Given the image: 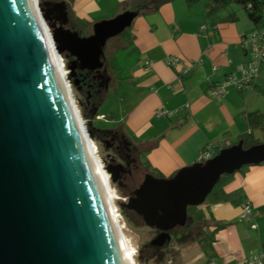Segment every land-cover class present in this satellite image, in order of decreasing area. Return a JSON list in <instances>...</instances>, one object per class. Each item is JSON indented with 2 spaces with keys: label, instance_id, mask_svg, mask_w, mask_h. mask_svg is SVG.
Returning a JSON list of instances; mask_svg holds the SVG:
<instances>
[{
  "label": "water",
  "instance_id": "water-1",
  "mask_svg": "<svg viewBox=\"0 0 264 264\" xmlns=\"http://www.w3.org/2000/svg\"><path fill=\"white\" fill-rule=\"evenodd\" d=\"M36 5L57 53L73 58L67 79L74 86L77 69L100 72L107 40L137 15L125 10L80 36L64 27V1ZM52 13H58L53 22ZM42 34L29 0H0V264H129L78 126L83 119L73 97L78 118L72 111ZM85 140L96 150L88 131ZM261 162L264 144L244 147L240 139L171 177L148 174L123 206L163 230L152 241L160 245L165 231L184 225L188 206L202 204L222 175Z\"/></svg>",
  "mask_w": 264,
  "mask_h": 264
},
{
  "label": "crops",
  "instance_id": "crops-1",
  "mask_svg": "<svg viewBox=\"0 0 264 264\" xmlns=\"http://www.w3.org/2000/svg\"><path fill=\"white\" fill-rule=\"evenodd\" d=\"M60 1L77 24L91 29L125 10L138 11L126 38L111 48L119 63L101 105L109 112L99 107L97 119L121 127L150 169L170 176L198 162L207 145L218 151L245 134L251 140L264 135V72L249 89L229 86L218 97L209 95L212 85L251 58L240 38L255 25L241 5L212 13L211 0ZM170 56L188 70L167 65ZM158 109L175 112L157 116ZM245 201L251 215L240 218ZM201 210L212 233L207 264H244L253 255L259 256L255 264H264V162L222 180Z\"/></svg>",
  "mask_w": 264,
  "mask_h": 264
},
{
  "label": "flooded vegetation",
  "instance_id": "flooded-vegetation-1",
  "mask_svg": "<svg viewBox=\"0 0 264 264\" xmlns=\"http://www.w3.org/2000/svg\"><path fill=\"white\" fill-rule=\"evenodd\" d=\"M59 1L55 0L54 2ZM66 12L68 21L64 27L74 30L70 27L71 15L67 7ZM57 15L58 13L50 15L52 22ZM72 59L69 57L66 60L69 62ZM75 79L79 81L75 88L83 96V98L81 95L79 96L81 108L86 110L88 116L98 113V109L105 99V91L109 90L111 82L105 65L100 69V72L77 69ZM107 79L109 82L106 88L105 81ZM93 134L100 146L104 167H108L112 172L110 181L121 196L119 206L128 224L136 228L148 229L150 232L149 238L141 243L138 258L144 263L173 264L176 256L185 246L197 243L203 238L199 226L201 220L199 221L198 217L197 219L188 216L184 225H175L165 231L168 237L164 236L165 240L162 244H153L152 241L163 233V230L147 226L140 215L134 210L124 207L123 204L135 196V191L148 174L155 178L164 176L150 169L138 145L128 137L121 127L99 128L93 130Z\"/></svg>",
  "mask_w": 264,
  "mask_h": 264
},
{
  "label": "rangeland",
  "instance_id": "rangeland-1",
  "mask_svg": "<svg viewBox=\"0 0 264 264\" xmlns=\"http://www.w3.org/2000/svg\"><path fill=\"white\" fill-rule=\"evenodd\" d=\"M38 1L41 2V1H55V0H38ZM229 5H235V6L239 5L240 6V4H237L236 2H231V3H229ZM70 22H71L70 27L73 28L74 31H77L80 36H87L90 34L91 27L89 25H83V24L79 25L73 20L72 17H71ZM129 27H127L119 35L108 39L106 42V45L104 47V53L102 56V61H104V65L107 68L108 74L111 77V82H110L111 88L113 85L112 81L114 80L115 75H116V68H117V65L119 63V62L117 63L118 60L116 59L118 52L116 51V49H111V48L115 44L116 41L126 38ZM62 60L64 63V68L66 70V82L70 86V89L72 92V97L74 98V101H75V104L79 110V113H80L82 119L84 120L85 129L87 130V128H89L87 126V119H88L87 117H89V116L87 115L86 110L82 109L80 106V104H81L80 98H79V96L81 95L80 92L78 90H76L75 86L72 83L73 82L72 79H70V80L67 79V75L69 73V71L67 70V63L68 62L64 58ZM108 92H109V90L105 91V97L104 98H106L108 96ZM81 97L83 98L82 95H81ZM99 112L108 113L109 111L105 107L100 106ZM91 121L93 122V124L95 125V127L97 129H99V128L104 129V128L113 127L111 124L97 119V116L94 119H92ZM93 142H94V145L96 146V156L99 158L100 161H102L100 146L97 143V140H94ZM253 142H254V144H258V143L264 144V135L255 137ZM171 176H173V175L164 176V177L168 178ZM220 183H221V181L217 183V185L215 186L213 191L218 187V185ZM109 185H110L111 191L113 192V195H114L113 205H114V209L117 211L116 213L118 216L119 225L121 226L122 230L124 231L123 234H124L125 239L128 243L127 244L128 248L133 253L134 264H155V263H144L137 256L138 251H139L140 246H141V243L143 241H145L146 239H148L150 236L149 230L144 229V228H139V227L136 228V227H133V226L128 224L127 219L125 218V216L122 213L120 206H119V201H121V196H120L119 192L116 190V188L112 185L110 179H109ZM211 194H212V192L206 197L205 201L202 204L196 205V206H188V208H187L188 216L193 217V218L194 217L199 218V216L202 214L201 206L204 205L205 203H207ZM198 220L199 221L201 220L199 222V226H200V230H201V236L203 238L200 241H198L197 243H193V244H189V245L185 246L179 252V254L176 256L173 264H207V261L209 260V256L211 254L212 233L209 231L208 225L205 223L203 218H199Z\"/></svg>",
  "mask_w": 264,
  "mask_h": 264
},
{
  "label": "built area",
  "instance_id": "built-area-1",
  "mask_svg": "<svg viewBox=\"0 0 264 264\" xmlns=\"http://www.w3.org/2000/svg\"><path fill=\"white\" fill-rule=\"evenodd\" d=\"M249 6V5H248ZM204 29V26L202 27ZM242 49L250 53L251 58L237 65L236 73H229L220 82L212 85L209 89L211 97H218L227 91L229 86L242 91L251 88L262 72H264V26L255 27L249 34L240 38ZM166 64L172 67H180L181 72L188 70V64L178 56H170L165 60ZM147 64H150L147 62ZM174 111L158 109L155 111L157 116H167ZM217 151L214 145H207L198 155V162H204L215 155ZM251 215V204L245 201L242 205L240 218H246ZM255 225H253L254 227ZM259 260L258 255H253L247 259L244 264H255Z\"/></svg>",
  "mask_w": 264,
  "mask_h": 264
},
{
  "label": "bare ground",
  "instance_id": "bare-ground-1",
  "mask_svg": "<svg viewBox=\"0 0 264 264\" xmlns=\"http://www.w3.org/2000/svg\"><path fill=\"white\" fill-rule=\"evenodd\" d=\"M30 1V6L32 8V11L35 15V18L37 20L38 25L40 26L41 30H42V35L45 39V42L47 44V47L50 51V54L52 56V59L54 61V64L56 66L57 72L59 74V77L61 79L62 85L64 87V90L66 92L67 98L69 100V103L71 105L72 111L74 113H76V107L74 106L75 104L72 101V92L70 89L69 84L66 82V70L64 68V63H63V58L61 55H59L55 49V46L53 44V41L50 38V34L47 30L46 24L43 23L39 13L37 12V8L38 7L36 5V1L38 0H29ZM76 117H77V113H76ZM78 118V117H77ZM78 126L79 129L81 131L82 137L84 139V142L86 144L87 150L89 152V155L91 157L92 163L94 165V168L101 180L105 195L107 197V200L109 202V205L111 207V210L113 212L114 218H115V222L117 225V229L119 232V235L125 245L126 251H127V255H128V260H129V264H134V257H133V253L132 251H130V249L128 248V243L125 239V236L123 234V230L121 228V226L119 225V220H118V216H117V211L114 209V205H113V200H114V195L113 192L111 191L110 185H109V173L105 171L104 167L102 166V162L99 160V158L96 156V150H94V147L90 146V143L87 142L85 140V135H86V129H85V125H84V121L82 120V122L78 119Z\"/></svg>",
  "mask_w": 264,
  "mask_h": 264
},
{
  "label": "trees",
  "instance_id": "trees-1",
  "mask_svg": "<svg viewBox=\"0 0 264 264\" xmlns=\"http://www.w3.org/2000/svg\"><path fill=\"white\" fill-rule=\"evenodd\" d=\"M231 2H236L240 5H242L244 10L246 11L248 18L252 21V23L255 25V27L264 26V0H211L208 3V6L210 7V11H212V13H214V12L218 11L220 8L226 6L227 4H229ZM136 12H138V11H136ZM96 115H98V113H95V114L87 117L88 118L87 119V126L89 127V128H87V131H88L89 136L91 137L92 141L96 140V138L94 137V134H93V130H95L97 128L95 127V125L93 124V122L91 120L94 119ZM240 139L243 141L244 147H249V146L254 144L253 140H251L250 134H245V135L241 136ZM230 175L231 174L222 175L219 182L224 180L225 178L229 177ZM231 196L232 195H225L224 199L231 198ZM199 218H203V215L201 214L199 216Z\"/></svg>",
  "mask_w": 264,
  "mask_h": 264
}]
</instances>
